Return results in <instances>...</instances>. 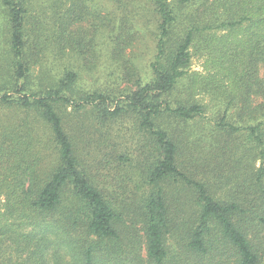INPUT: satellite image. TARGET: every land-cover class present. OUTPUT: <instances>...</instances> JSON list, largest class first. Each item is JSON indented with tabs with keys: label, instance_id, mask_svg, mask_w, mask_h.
Masks as SVG:
<instances>
[{
	"label": "trees",
	"instance_id": "obj_1",
	"mask_svg": "<svg viewBox=\"0 0 264 264\" xmlns=\"http://www.w3.org/2000/svg\"><path fill=\"white\" fill-rule=\"evenodd\" d=\"M1 1L8 36L0 105L34 111L50 129L56 157L42 172L21 144L0 145V264H264V0H147L157 16L152 78L136 77L123 61L133 89L83 93L74 69L45 83L32 79L48 73L38 64L49 46L92 62L102 22L93 23L89 47L86 31L74 29L90 14L82 0L68 7L50 0L49 29L30 20V0ZM106 37L120 58L130 37ZM196 43L208 54L201 80L188 72ZM180 86L185 92L176 94ZM212 91L227 105L213 119L208 155L187 129L197 117L209 119L202 100ZM68 106L138 129L140 156L117 154L140 180L120 211L112 191L82 165ZM170 117L180 123L173 127ZM127 219L143 235H129Z\"/></svg>",
	"mask_w": 264,
	"mask_h": 264
},
{
	"label": "rangeland",
	"instance_id": "obj_2",
	"mask_svg": "<svg viewBox=\"0 0 264 264\" xmlns=\"http://www.w3.org/2000/svg\"><path fill=\"white\" fill-rule=\"evenodd\" d=\"M64 1V7H68L72 2V0ZM82 1L90 14L87 20L78 22L74 29L86 31V43L90 40L93 23L102 22V26L97 32V38L91 44L94 45L95 59L92 62H84L80 58L81 52H77V50L64 52L49 46L38 64L39 69L47 70L48 73L42 76L41 74L34 75L32 81L38 83V79L41 78V82L45 83L48 77L56 78L66 69H74L78 73L75 88L80 93L93 90L109 92L122 90V88L133 89V83H128L124 76L123 61H127L134 68L136 77L145 81L150 80L152 74L148 69L155 53L157 16L148 1L124 0L126 2L122 6L113 0ZM29 5L30 20L36 21L43 29H49L50 15L52 14L50 0H30ZM3 9L4 5L0 0L1 66H4L6 61V37L8 36L6 34L7 19ZM93 15H96V18L93 19ZM108 26L112 29L111 31L108 30ZM180 27L181 25H179ZM107 31L114 35H123L125 38L130 37L128 44L124 45L120 58L114 56L112 44L107 43L109 41L106 37ZM43 33L47 32L43 31ZM199 41L203 42V40ZM207 58L206 50L199 44H194L191 48L189 74L197 72L199 73L197 79L201 80L208 72ZM259 77L264 79V68L262 67L259 69ZM12 82H9L7 86H10ZM180 92H185L183 86L178 87L175 91L176 94H180ZM257 101H261V96L254 103ZM202 103L206 106L205 115L209 119L197 117L189 121L187 129L191 139L197 141L196 149L202 152L201 154L211 152L210 138L214 129L212 122L215 119L219 120L222 110L227 105V100H224L218 91L216 93L212 91L206 93ZM232 109H234L233 106ZM66 111L69 113L66 116H68L69 123L73 127V134L77 139L78 154L82 158V165L97 176L95 181H102V184L108 187L110 192H113L111 194L120 211L125 206L123 203L128 199L129 192L135 190V184L140 180L129 164L118 161L117 154L125 152L132 157L140 156L141 148L136 144L139 140L138 129L128 119L102 124L96 121L90 113L84 114L81 111L79 114H75L74 108L71 106H68ZM229 120L233 122V120ZM168 122L173 127L180 123L173 117H170ZM234 122L237 124L247 123L237 117H234ZM246 138L245 135L240 137V139ZM5 140L7 142L3 144L4 147L13 143L21 144L22 149H25L26 158L33 161L38 160V169L42 172L52 169L56 152L54 145L50 142V129L34 111L0 105V145ZM109 196L111 197V195ZM130 217L135 221L138 219L133 212H130ZM125 225L131 230L129 235L134 233L135 229V232L138 231L139 235H143L140 224L131 227L132 223L127 219ZM124 236L129 237L127 233ZM166 244L170 250L176 248V240L171 236H168ZM22 256L25 257L26 253H23ZM47 264L50 262L47 261ZM59 264H68V261L66 258H61Z\"/></svg>",
	"mask_w": 264,
	"mask_h": 264
}]
</instances>
